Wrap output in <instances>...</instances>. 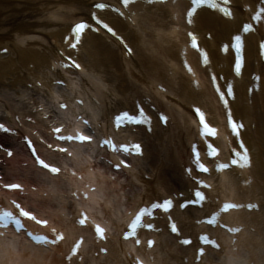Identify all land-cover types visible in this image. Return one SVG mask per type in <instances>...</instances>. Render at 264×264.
I'll return each mask as SVG.
<instances>
[{
	"label": "bare ground",
	"instance_id": "bare-ground-1",
	"mask_svg": "<svg viewBox=\"0 0 264 264\" xmlns=\"http://www.w3.org/2000/svg\"><path fill=\"white\" fill-rule=\"evenodd\" d=\"M100 3L108 7L100 10ZM228 5L231 15L225 17L218 10L193 8L188 0H135L127 7L122 0H0V125L8 130H0V145L12 154L0 164V208L14 199L47 220L44 228L29 222L33 230L64 237L44 246L34 245L24 232L0 234V264H138L141 258L147 264H264V64L257 51L264 24L256 27L252 17L264 9V0H229ZM81 21L88 28L73 47L72 25ZM245 24L251 27L248 34L242 33ZM192 34L199 51L191 48ZM235 35L243 38L245 52L238 77L230 48ZM198 106L221 133V153L205 175L196 172L191 155L192 147L204 149L206 142L194 116ZM140 109L145 111L141 126L115 132L114 116ZM164 114L165 126L159 119ZM228 114L242 125V141L226 127ZM83 119L90 122L93 142L54 153L52 129H85ZM108 135L117 143L140 142L141 154L114 171L124 157L99 147ZM25 137L58 166V175L36 166ZM240 142L249 149L251 166L218 172V163ZM196 181L208 185L202 207L181 210L179 204L200 186ZM15 183L20 191L3 189ZM168 200L173 209L155 212L153 230L138 233L139 247L134 239L123 240L131 214ZM227 200L241 208L222 220L239 231L204 227L202 219ZM247 204L258 208L247 211ZM82 213L88 215L83 228L78 225ZM97 220L107 229L104 241L94 234ZM171 221L176 235L169 231ZM202 232L218 248H203L198 257ZM79 237L83 242L74 255L71 247ZM187 239L188 246L182 243Z\"/></svg>",
	"mask_w": 264,
	"mask_h": 264
},
{
	"label": "snow or ice",
	"instance_id": "snow-or-ice-1",
	"mask_svg": "<svg viewBox=\"0 0 264 264\" xmlns=\"http://www.w3.org/2000/svg\"><path fill=\"white\" fill-rule=\"evenodd\" d=\"M134 2H135V0H122V3H123V5L125 7L129 6L131 3H134ZM156 2H164V0H149V3H156ZM203 2H204V0H194V3L197 4V5H199V4L203 3ZM228 2H229V0H224L225 4H227ZM211 6L212 7H217V5L215 3H213ZM107 7L108 6L106 4H103V3L97 4V8H99L100 10H104ZM222 11L226 15H229V16L231 15L227 8L222 9ZM261 15H264V9H261ZM257 19H259V17H257ZM97 23H101V21L99 19H97ZM189 23H191V20H189ZM103 27L107 28V30L109 32H111L113 35H115L113 30L110 27H108L107 24H104ZM87 28H88V24H86V23H81V24L76 25L75 26V34H76L77 38H79V36L82 34V32L85 29H87ZM249 30H250V28H246L245 29V31H249ZM192 39H193V47H196L195 37L193 36ZM235 43H236V51H237V53L241 52V50H242V40H241V37L239 35H237L235 37ZM73 47H75V45H73ZM204 63L205 64L208 63V58H207V54L206 53L204 54ZM76 67L78 68L79 65H76ZM242 67H243V61L240 60L235 65V71H236L237 74L241 73ZM189 71H191V69H189ZM217 91H219V88H217ZM231 91H232V89L229 88L228 92L231 93ZM223 96H224V93H221V98H223ZM225 103H227V102H225ZM197 112L200 115V123L203 125V134L206 137L215 136L216 135V129L213 128V127H210L207 123L204 122V114L202 112H199L198 109H197ZM140 116L143 117V111L142 110H141ZM121 119L134 121L135 123H142L143 122L142 119L137 118V117H133V116H129L127 114L123 115L121 117ZM162 119L165 120V122H166L167 118L166 117H162ZM241 127H242V125H238L235 121H232V131L234 133H236L237 135H239V129ZM0 129H3L5 131H7V129L3 128V125H0ZM56 131L59 132L60 130L56 129ZM63 138L66 139V140L78 139L80 142H84V141L90 140L89 136H85L83 134H79L76 137L66 136V137H63ZM105 143H110V141H105ZM208 147L211 149V154L213 156H215L217 154L216 153V149L213 148L211 145H209ZM113 150H115V148ZM122 150L124 152H133V151H135L136 154H140V146L138 144L137 145H132V146H123ZM61 151H65V149H61ZM9 155H11V153H9ZM236 156L238 157V159L234 160L233 163L238 164L240 167H250L251 166V160H250V157L248 155L247 149H244L243 154L237 152ZM40 164L44 168L50 169V171L52 173H57L59 171V169H57L55 167H50L48 164L44 163V161H42V160L40 161ZM195 164H196V166H197V168L199 169L200 172L207 173L209 171L208 168H206L204 166V164L201 163L198 151L195 154ZM125 166H127V165H125ZM228 167H229V165H227V164H220L219 165V169L221 171H223L224 169H226ZM191 171H192L191 169H188L189 175H191ZM196 183L199 184L201 187H205V188L208 187V185L204 184L203 181H196ZM11 187L12 188H19L20 186L19 185H12ZM195 198L197 200H199V201H203L205 199L204 195L200 191H196L195 192ZM16 207H17V209H19V215L18 216L14 215L12 212L7 211V210L0 212V229H7L9 227V225H14L15 229L19 232L21 229L24 228V225L22 223L21 217L27 218V219H30V220H34L38 224H46L47 223L46 221L37 220L35 216H33L29 211L24 210L19 204H17ZM155 207L160 208L161 205L157 204V205H155ZM162 207H163L164 211H168L169 208L171 207V201L165 202L162 205ZM239 207H241V206L237 205V204L227 203V204H225L223 206L221 211L227 212L230 209H237ZM249 207H252V206L250 205ZM146 214L150 215V213H147V210L145 209V210L141 211L136 216L135 223H133L131 225V229H132V233L133 234L136 232L138 225H141L142 217L144 215H146ZM219 216H220V213H217L210 220H208L207 222L209 224L216 225L219 222ZM80 223L83 224L84 220H81ZM149 227H151V226H149ZM171 231L172 232H177V227H176L175 224H172ZM229 231L238 232L239 229H229ZM97 232H99L101 234V236H103L104 230L102 228H100V227H97ZM29 235L32 237V239L37 244H45V245H47V244H55V243H57V240H49L47 237H44V236L33 235L32 233H29ZM57 237H58L59 240L63 239V236H61L59 234H57ZM201 239H202V241L204 243L213 244V246H217L218 247V245H215L214 241H210L206 236L202 237ZM137 242H139V241H137ZM182 243L183 244H190L191 241L183 240ZM150 246H151V242H150ZM77 247H79V245H77ZM201 255H203V250H201Z\"/></svg>",
	"mask_w": 264,
	"mask_h": 264
}]
</instances>
